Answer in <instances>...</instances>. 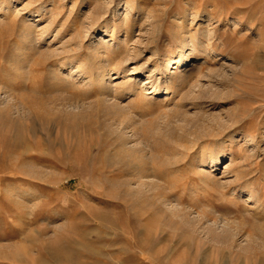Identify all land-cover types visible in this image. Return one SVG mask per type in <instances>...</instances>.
I'll use <instances>...</instances> for the list:
<instances>
[{"label": "rangeland", "instance_id": "374dc122", "mask_svg": "<svg viewBox=\"0 0 264 264\" xmlns=\"http://www.w3.org/2000/svg\"><path fill=\"white\" fill-rule=\"evenodd\" d=\"M125 4L0 0V264H264V0ZM182 46L171 93L126 79Z\"/></svg>", "mask_w": 264, "mask_h": 264}, {"label": "bare ground", "instance_id": "6f19581e", "mask_svg": "<svg viewBox=\"0 0 264 264\" xmlns=\"http://www.w3.org/2000/svg\"><path fill=\"white\" fill-rule=\"evenodd\" d=\"M122 3H126L127 5L125 4V6H124L125 7V9H124L125 13L123 12L124 13L123 15L122 14H118L117 15V18L120 19V20L126 19L129 16L130 11L133 10V8H132V0H125V1L122 0ZM123 27L125 29L128 28V26L126 25L125 22H124V26ZM126 40H127L126 36H124L122 39H120V37L114 38V37L110 36V40L109 41H103L102 40V44L101 45H98V46L95 45V46L97 47V49H99L100 47L102 48V46H104L106 49L107 48L111 49V47H112L113 49H111V50H113L115 52H116V50H118L117 52H120V51H122L123 49H125L128 46L129 43H127ZM117 42H122V43H121L120 46H117V47L112 46L115 43L117 44ZM99 43H101V41ZM124 52H121V53H124ZM178 53L179 54L177 56H168L164 62L162 60L159 61L158 59H156L155 60V64H153L150 69H147L148 72L146 71V65H145L146 62L141 63V66H137V65L133 66L132 68L128 69L129 71L125 75V76H127L126 79H128L130 81L133 80V83L135 84L134 86L136 87V90H138L140 93H143V95H146V94L147 95H149V94L155 95V94H161V93L166 95L168 93H171L173 91V87L171 85L174 83V81L176 79H178L179 77H181L183 75V72L177 71V66L179 65L180 61H183L184 59L186 60L188 58V56L190 57L189 50L185 49L184 46L179 48ZM131 57L133 58L134 56H132L131 54H128V56H127V54H126L124 60L121 61L120 64H125L127 59L130 60ZM173 64H175L176 66L173 67ZM195 65L196 64L194 62L191 64L192 67H194ZM103 71H104V69H103ZM125 71H127V70H123V72H125ZM137 72L141 73L142 75L144 74L145 77L143 78V80H142V78L140 79V78H132L131 77L132 73H137ZM186 77L187 76H185V77L183 76L182 80L185 79ZM106 78H108V80H109V76H105V75H101L100 76L98 81L100 82L101 85H106L107 84L106 81H105ZM130 81H128V82H130ZM204 85H205L204 82L203 83H199V85H198L199 88H200V90L198 89V96L200 98L206 97V95L208 94V92L204 90V87H203ZM103 100H104V98H103ZM107 101H109V100H106V102ZM110 104H112V102H110ZM114 104H116V103L114 102ZM201 127H203V126H201ZM199 129H201V128H199ZM205 131H208V130L205 129ZM202 133L203 132H201V134ZM196 136H194V137H196ZM199 137H200V134H199ZM235 137L236 136L230 135L227 141L232 142L235 139ZM227 154L228 153H223L222 155L215 156V157H213V155H209V156L203 157L204 159L201 160V162L199 164V169H198L199 172L202 173V175H204L206 177H210V178L214 177V175L211 174L212 169L216 168L222 162H224L225 161V156ZM228 158L226 160H229ZM248 198L249 199H255V196L250 193V195H248L247 199ZM166 204H170V203L168 202ZM194 215H196V214H194ZM197 216H199V215H197ZM207 224H209L208 225L209 226L208 227L209 228V231H208L209 236H211L212 238H216V236L218 235V237H219L218 239L226 237L227 241L229 240L230 235H227L225 230H224L225 227H226L225 221L220 219L217 222L216 221H213L212 223L207 222ZM206 232H207V230H206ZM223 232H224V235H223ZM237 240L239 241L236 244L237 247H239V248H241L243 250H247L249 248L250 244H249V242H247V239L245 240V238H243V239L240 240V236H239ZM261 240H263V239H261ZM243 241H244V243H243ZM263 243H264V240H263ZM256 245L258 246V243Z\"/></svg>", "mask_w": 264, "mask_h": 264}]
</instances>
